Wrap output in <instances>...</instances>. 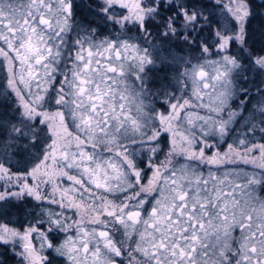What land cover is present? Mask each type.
<instances>
[{
  "label": "snow or ice",
  "instance_id": "6c2138e0",
  "mask_svg": "<svg viewBox=\"0 0 264 264\" xmlns=\"http://www.w3.org/2000/svg\"><path fill=\"white\" fill-rule=\"evenodd\" d=\"M0 264H264V0H0Z\"/></svg>",
  "mask_w": 264,
  "mask_h": 264
},
{
  "label": "trees",
  "instance_id": "16d2710c",
  "mask_svg": "<svg viewBox=\"0 0 264 264\" xmlns=\"http://www.w3.org/2000/svg\"><path fill=\"white\" fill-rule=\"evenodd\" d=\"M12 219H13V220H15V219H16V217H15V216H13V217H12Z\"/></svg>",
  "mask_w": 264,
  "mask_h": 264
}]
</instances>
